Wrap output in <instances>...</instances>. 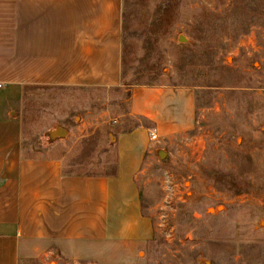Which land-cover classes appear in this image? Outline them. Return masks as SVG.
Returning a JSON list of instances; mask_svg holds the SVG:
<instances>
[{"label": "rangeland", "instance_id": "rangeland-1", "mask_svg": "<svg viewBox=\"0 0 264 264\" xmlns=\"http://www.w3.org/2000/svg\"><path fill=\"white\" fill-rule=\"evenodd\" d=\"M122 41L121 86L27 94L26 155L60 126L68 171L113 174L117 129L149 124L123 118L132 89L191 87L192 127L153 131L138 173L154 233L137 264H264V0H123Z\"/></svg>", "mask_w": 264, "mask_h": 264}, {"label": "crops", "instance_id": "crops-1", "mask_svg": "<svg viewBox=\"0 0 264 264\" xmlns=\"http://www.w3.org/2000/svg\"><path fill=\"white\" fill-rule=\"evenodd\" d=\"M122 28L123 0H0V264H137L152 239L138 173L151 132L192 127L193 88L132 89L123 118L149 124L117 129L113 174L68 171L58 138L25 152L20 108L35 87L122 85Z\"/></svg>", "mask_w": 264, "mask_h": 264}, {"label": "water", "instance_id": "water-1", "mask_svg": "<svg viewBox=\"0 0 264 264\" xmlns=\"http://www.w3.org/2000/svg\"><path fill=\"white\" fill-rule=\"evenodd\" d=\"M184 36L180 37V40H185ZM67 134V130L60 126H55L54 128L49 129L46 132L47 137L49 138L48 142H53L57 137L65 136Z\"/></svg>", "mask_w": 264, "mask_h": 264}, {"label": "built area", "instance_id": "built-area-1", "mask_svg": "<svg viewBox=\"0 0 264 264\" xmlns=\"http://www.w3.org/2000/svg\"><path fill=\"white\" fill-rule=\"evenodd\" d=\"M151 136H152L153 139L157 138V135L154 132L151 133Z\"/></svg>", "mask_w": 264, "mask_h": 264}]
</instances>
